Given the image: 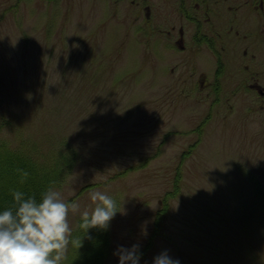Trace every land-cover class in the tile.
Returning a JSON list of instances; mask_svg holds the SVG:
<instances>
[{
	"label": "rangeland",
	"instance_id": "rangeland-1",
	"mask_svg": "<svg viewBox=\"0 0 264 264\" xmlns=\"http://www.w3.org/2000/svg\"><path fill=\"white\" fill-rule=\"evenodd\" d=\"M174 58L131 7L0 0V140L40 158L75 151L55 188L78 198L73 237L91 191L117 199L104 264L133 244L141 264L164 251L264 264V113L225 99L210 110Z\"/></svg>",
	"mask_w": 264,
	"mask_h": 264
},
{
	"label": "flooded vegetation",
	"instance_id": "flooded-vegetation-1",
	"mask_svg": "<svg viewBox=\"0 0 264 264\" xmlns=\"http://www.w3.org/2000/svg\"><path fill=\"white\" fill-rule=\"evenodd\" d=\"M110 1L141 15L187 72L189 93L213 98L210 110L225 99L264 113V0Z\"/></svg>",
	"mask_w": 264,
	"mask_h": 264
},
{
	"label": "clouds",
	"instance_id": "clouds-1",
	"mask_svg": "<svg viewBox=\"0 0 264 264\" xmlns=\"http://www.w3.org/2000/svg\"><path fill=\"white\" fill-rule=\"evenodd\" d=\"M21 183L29 173L23 169ZM14 206L0 209V264H62L70 243L80 245L81 238L73 237L69 210L80 209L77 199L65 200L61 193L49 187L38 200L19 189L12 190ZM95 207L80 213V227L86 232L92 227L107 229L118 210L117 199L100 190L90 192ZM138 244L120 245L115 255L118 264H141ZM152 264H181L167 251L154 257Z\"/></svg>",
	"mask_w": 264,
	"mask_h": 264
},
{
	"label": "trees",
	"instance_id": "trees-1",
	"mask_svg": "<svg viewBox=\"0 0 264 264\" xmlns=\"http://www.w3.org/2000/svg\"><path fill=\"white\" fill-rule=\"evenodd\" d=\"M35 149V147L13 149L0 140V209L14 206L13 189H19L28 195H35L39 200L42 193L49 187L55 189L61 185L76 161L75 151L71 148H66L70 149L69 153H66V149L63 148V151H55L47 158H40ZM19 169L29 173L23 183L20 180ZM74 235L76 238H81L80 245L69 244L68 256L63 259L62 264L105 263L109 252V227L107 229L92 227L86 232L80 227L79 222ZM150 244L148 247L151 246Z\"/></svg>",
	"mask_w": 264,
	"mask_h": 264
}]
</instances>
